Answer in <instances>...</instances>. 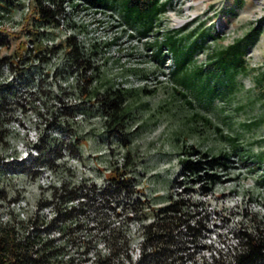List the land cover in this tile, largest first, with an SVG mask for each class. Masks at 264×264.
Instances as JSON below:
<instances>
[{
  "label": "rangeland",
  "instance_id": "rangeland-1",
  "mask_svg": "<svg viewBox=\"0 0 264 264\" xmlns=\"http://www.w3.org/2000/svg\"><path fill=\"white\" fill-rule=\"evenodd\" d=\"M168 1V9L153 29L142 34L138 26L121 20V0L110 1L112 6L101 9H87L77 0H59L58 7L63 10L59 23L40 26L37 5L27 11L24 0H13L10 11L0 17V33L8 42L0 54H7L9 62L20 63L17 70V64H9L10 81L15 82L12 115L19 119H13L12 129L0 138V160L5 159L0 166V189L6 197L26 195L33 203L45 198L47 194L43 197L39 191L37 173L47 174L45 167L51 165L44 162L46 156L59 155L63 141L66 154L77 152L80 163L75 157L66 160L63 150L61 157L52 161L57 181L66 178L78 182L81 174L97 182L108 181L118 166L123 177L133 178L135 190L146 193L144 202L150 208L145 211L150 213L168 203L170 196H183V184L174 181L187 145L211 153L237 150L241 156L232 169L233 180L218 183L211 194L197 191L185 195L195 204L197 217L209 219L211 226L215 222V233L206 240L230 255L239 243L233 233L242 226L255 227L264 216V0ZM254 27L260 30L247 49L248 70L219 80L207 65L211 53ZM170 30L179 31L178 36L193 32L185 36L183 48L202 34L203 47L177 73L173 72L175 55L171 50L165 49L169 56L162 62L151 45L164 41ZM69 34H76L82 42L84 60L79 64L71 56V47H65ZM50 38L57 41L54 46ZM31 40L46 48L39 56L33 51L27 55ZM25 53V60H21ZM196 65L205 68L200 75L194 73ZM186 73L195 84L180 82ZM86 75L91 81H86ZM110 85L135 89L127 99L131 112L123 132L107 131L102 105L89 95L93 89L103 92ZM61 87L67 90L62 101L77 110L75 119L62 111V104L53 97V93L63 92ZM213 87L215 93L210 95ZM51 105L57 107L52 115ZM48 118L55 121L51 128ZM35 130L47 135L45 144L50 138L53 143L39 155L37 163L26 162L30 166L24 168L15 157L17 153L26 155L24 148L34 140ZM109 214L110 227H124L120 217ZM96 216L89 208L84 220L93 226ZM128 225L134 242H139V224L129 221ZM101 230L97 227L93 232L103 244Z\"/></svg>",
  "mask_w": 264,
  "mask_h": 264
},
{
  "label": "trees",
  "instance_id": "trees-1",
  "mask_svg": "<svg viewBox=\"0 0 264 264\" xmlns=\"http://www.w3.org/2000/svg\"><path fill=\"white\" fill-rule=\"evenodd\" d=\"M50 1L51 3H46L45 0H37L41 15L39 18V26L46 22L59 23L58 16L63 11L58 7L59 0ZM73 1L75 0H72V2ZM77 1L87 9H101L112 6L110 1L115 0ZM11 5H13V0H0V10L10 11ZM168 6V0H121L118 9L121 13V20L124 23L138 26L139 32L146 34L153 29L159 16L168 9ZM259 30L260 27H254L249 32L245 33L243 37L230 42L226 47L214 49L207 65L212 72L218 76L219 80H222L224 76L232 79L237 73L246 72V70H248L247 49ZM192 33L193 32L185 34L184 36H178L179 31L170 30L168 34H166V39L164 41L157 40L155 43H151V45H155L156 48L154 55L161 56L162 62H165L169 56V54L165 52V49H170L171 53L175 55V69L173 72L177 73L183 70L187 66V63L193 59L199 48L203 47V41L200 40L202 34H200L199 38H195L189 45L183 48L185 36L191 35ZM1 41H4V35L2 34H0V42ZM65 41V47H71V56H73L72 58L76 64L81 63V60H84V49L81 40L78 39L76 34H69L66 36ZM108 44L109 43H107L106 46H108ZM35 48V54L37 56H39L41 51L46 49L41 45H36ZM25 56L26 55L20 59L25 60ZM7 59V57H1L0 71L2 64ZM9 64L10 66L16 65L17 60L14 61L12 59ZM19 64H17L16 70ZM88 66L89 65H86L85 67ZM194 68V73L196 75H200V73L205 70L202 65H196ZM28 76L31 75L28 74ZM86 81H91L88 75H86ZM180 82L188 86L193 85V83L195 84V82L191 81L190 73H186L180 79ZM13 87H15V82L12 81L0 84V138H2V140L4 135L2 133L10 131V127L8 126L9 122L12 119H19L14 118L12 115L10 93L15 92ZM144 90L151 91V89H147V87H144ZM215 90V87H213L210 90V95L214 94ZM61 91L63 92L53 93V97L62 104V111L66 110L70 112L71 118L75 119L73 116L76 114L77 110L75 106L66 105L65 102L62 101L65 94H67V90L61 87ZM133 91H135V89L115 87L114 85H110L109 88L103 92L99 91V89L89 91V95L92 96L93 99L97 98L102 105L100 109L102 113H104L103 116L105 117V127L107 131L123 132L131 112L130 106L127 104V99L129 94ZM43 102L48 105V102ZM56 108V105L50 106L49 110L51 115L57 111ZM37 113L43 115L44 112L37 109ZM207 119L210 120L208 117ZM54 124L55 121H51L49 118L47 119L49 128L54 126ZM44 137H47V135L41 133L40 142L35 144L40 150V155L45 152L46 147H51V142L53 143V140L50 138L49 142L45 144ZM80 140L79 138L78 141ZM61 142L62 145L58 147L59 155L55 157H52L53 155L46 156L47 160L44 161L50 164L52 168H56L53 166V159L61 157L63 154L62 151L67 149L66 142L64 145L63 141ZM181 154V167L177 172V178L174 183L183 184V196L173 198L170 196L168 203L159 206L158 209L154 211L156 219L150 223H143L146 237L145 243L154 244V251L156 252V254L153 255L154 257H158L161 253L174 254L172 246L175 245V247L178 248L184 245L187 246L188 242H194L198 239L197 235L207 228V223L200 217H196L198 212L193 211V209H195V204L190 202L186 196L197 191L202 194L212 192L218 183L233 180L234 175L232 174V169L238 166L239 156H241L237 150L232 151V153L227 151L211 153L194 144L187 145ZM16 155L18 156V153ZM72 155L80 157L77 152ZM39 158V155L35 156L33 163H37ZM26 162H28V160L17 161V163H20L24 168L30 166V164H26ZM0 166H4V163L1 161ZM118 168L117 166V168L112 171L109 176V183L100 191L97 190L93 184L89 186L87 178L81 181L80 184H75L67 180L63 188L59 189L54 187L51 190V199L40 198V204L49 203L51 200L57 201L58 209H60V214L57 219L51 221V223L44 228L40 225V218H22L16 210L9 209V219L5 223L0 221V264H76L78 263L76 261V256H71L67 259L63 257V254L68 250V245L71 244L74 246L81 254L87 253L91 247L96 248L98 237L93 230L97 227L105 230L102 237L111 248V253H103L102 250L98 248L97 259L91 262V264H111L114 257L117 256L121 249H128L131 240L127 237L124 227L121 228L116 225L110 227V223L107 222V219L110 217L108 209L111 210L116 208L113 202L121 206L126 204L123 191L127 192L128 196H134L136 191L133 178L123 177V174L119 172ZM81 196H84L86 199L81 200L77 204L68 205L69 200H74ZM43 197L45 196L43 195ZM96 197L101 198L100 203H97L98 201L96 202ZM0 198L8 200L16 199L17 197H6V195H2V189H0ZM139 201V197H136L133 205V207L138 210L140 209L137 205ZM89 208L94 210L97 214L95 217L96 221L94 222L96 224L93 226H90L89 223L85 221L86 219L81 220L79 217L81 213H85ZM124 222H126L124 224V226H126L128 223L127 220H124ZM181 224H185L186 231L178 229ZM56 225L60 227L62 234L66 235L65 240L61 243H57L54 237L50 238L48 234L43 233L44 230L47 231L51 226ZM175 229H177V232ZM82 231H84L85 236L81 237L79 232ZM233 234L236 235L239 243L234 247L235 252L233 254L235 262L231 264H264V216L258 219L255 227L242 226ZM160 243H162L161 246ZM84 256L87 258L88 255L85 254L81 256V258Z\"/></svg>",
  "mask_w": 264,
  "mask_h": 264
},
{
  "label": "built area",
  "instance_id": "built-area-1",
  "mask_svg": "<svg viewBox=\"0 0 264 264\" xmlns=\"http://www.w3.org/2000/svg\"><path fill=\"white\" fill-rule=\"evenodd\" d=\"M46 3H51L50 0H45ZM38 6L37 0H24L23 2V6L25 10H29L31 6ZM39 11V8H38ZM8 11L5 12V10H0V17L1 16H6ZM40 12V11H39ZM1 19V18H0ZM1 34V33H0ZM31 45L29 47H27V55L31 54V51L35 52L36 50V42L34 40H31ZM48 41L51 42V44H55L57 41H55L54 38H50L48 39ZM7 39L4 38V41L0 42V49L7 45ZM1 52V50H0ZM25 53V55H26ZM1 57H7V54H0V59ZM19 57V55H18ZM20 58V57H19ZM37 60H40V58H38ZM10 82V73H9V58L2 64L1 67V71H0V84L2 83H9ZM11 94V93H10ZM8 126L12 129L13 127V119L9 122ZM34 140L32 142H28V144H26L25 148L26 149V155L24 157H22V155H18L15 157L16 161L20 160H28L29 163H33L34 161V157L40 155V150L39 148L36 147V143L40 142V135L41 133L38 131H34ZM65 154L67 149H64ZM68 153V152H67ZM1 156V155H0ZM13 159H14V154H13ZM20 157V158H19ZM71 157H75L72 154L68 153L64 156V158L67 160H69ZM75 159V161L79 162V158L75 157L73 158ZM2 160L5 159H1L0 161L3 163ZM7 161H9V157L7 159ZM80 163V162H79ZM40 170H42V165L39 166ZM46 169H48V172L46 175H43L41 172L42 171H38L37 173V182H38V186H39V191H41L42 193H40L42 196H47L45 198L47 199H51V190L54 187H57L59 189L63 188V185L65 184L66 178L61 179L60 181H57L54 177V174L57 173V171L50 167H45ZM39 177L42 178L39 179ZM78 177V176H77ZM85 175L81 174L77 180L78 182H73V183H77L80 184L81 181H83L85 179ZM88 185H94L97 190H101L103 189L108 183L109 180H102V182H97V180H92L90 178L87 179ZM212 192L209 193H203L204 195L207 194H211ZM202 194V195H203ZM127 192L123 191V197H124V201H125V205L121 206V205H116L115 202H113L114 207H116L115 209H108L109 213H113V215H115V217H120L121 221L124 222V220H127V222L129 223V221L131 222H136L137 224H139V232L141 234L142 239L135 243L134 242V238H132L131 236V232H130V227L127 223L126 226H124V224L126 222H124V224L122 226H124L125 230H126V234L127 237L130 238L131 243L128 246V249H121L117 256L114 257L113 262L111 264H231L235 262V257L234 254H230L227 255L223 252V250L220 249V247L217 245H213L211 243H209L206 238H211V234L215 233V229H213L212 226L215 225V222L212 223L211 226V222L209 219L205 220L207 223V228H205L198 236V239L194 242H188L187 246H183V247H175L172 246V248L174 249L173 252L174 254L171 253H161L159 254L158 257H154L153 255L156 254V252L154 251L155 247L154 244H146V237H145V228L143 227V223H150L152 221H154L156 219L155 215H154V211L147 213L145 210L150 208V204L145 205L146 203L145 198H146V193L144 191L139 192V191H135L134 196H126ZM126 196V197H125ZM40 197V195H39ZM139 197L140 201L137 202L138 207L140 208L139 210L135 207H133L134 205V201L135 198ZM41 198V197H40ZM37 198L35 199V202L33 203L31 201V199L29 197L25 196H20V198H16V199H2L0 198V221H2L3 223H5L9 217H10V210L9 209H14L19 213V216L22 218H28V217H33V218H40V222H41V227H45L46 225H48L49 223H51V221L57 219V217L60 214V209H58V204L57 201L55 200H51L49 203H45V204H40L39 203V199ZM86 198L83 196H81L80 198L74 199V200H69L68 201V205H72V204H77L78 202H80L81 200H85ZM98 201V202H97ZM96 202L100 203L101 202V198L100 197H96ZM163 205V204H162ZM161 206V205H159ZM158 206V207H159ZM158 209V208H157ZM115 210V211H114ZM131 210V211H130ZM156 210V209H155ZM87 212V211H86ZM85 213H81L79 215V217L81 218V220L85 219ZM95 212V211H94ZM198 216V214H196V217ZM207 217V216H206ZM94 223V222H93ZM95 224V223H94ZM178 229H182L184 231H186V227L185 224H181ZM102 234L103 232H105V230H101ZM175 231L177 232V229H175ZM44 234H48V236L50 238L54 237L57 241V243H61L63 240H65L66 235L62 234V231L60 229L59 226H51L50 229H48L47 231L44 230L43 231ZM79 235L85 236L84 231L79 232ZM222 242V244L224 245V241L223 240H219V242ZM103 244H101L99 241L97 243V247H91L87 253L88 256L86 258V256H84L83 258H81V256L85 255V254H81L80 252H78L76 250V248L74 246H72L71 244L68 245V250L67 252H65L63 254V257L65 259H67L68 257L71 256H76V261L78 263L76 264H91V262L95 261L97 259V249L100 248L102 250L103 253H111V248L109 247L108 243L106 242V240L104 239ZM162 245V243H160V246ZM232 249L234 250V247H232ZM155 252V253H154ZM235 252V250H234Z\"/></svg>",
  "mask_w": 264,
  "mask_h": 264
},
{
  "label": "bare ground",
  "instance_id": "bare-ground-1",
  "mask_svg": "<svg viewBox=\"0 0 264 264\" xmlns=\"http://www.w3.org/2000/svg\"><path fill=\"white\" fill-rule=\"evenodd\" d=\"M175 18H176V20H177L178 22H180V20L178 19V17H177V16H176ZM180 23H181V22H180Z\"/></svg>",
  "mask_w": 264,
  "mask_h": 264
}]
</instances>
